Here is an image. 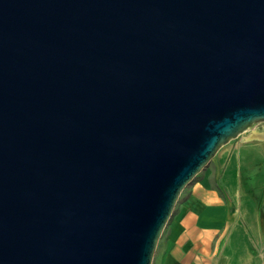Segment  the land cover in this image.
<instances>
[{
	"label": "water",
	"instance_id": "water-1",
	"mask_svg": "<svg viewBox=\"0 0 264 264\" xmlns=\"http://www.w3.org/2000/svg\"><path fill=\"white\" fill-rule=\"evenodd\" d=\"M260 122L264 0H0V264H152Z\"/></svg>",
	"mask_w": 264,
	"mask_h": 264
},
{
	"label": "crops",
	"instance_id": "crops-1",
	"mask_svg": "<svg viewBox=\"0 0 264 264\" xmlns=\"http://www.w3.org/2000/svg\"><path fill=\"white\" fill-rule=\"evenodd\" d=\"M152 264H264V139L228 147L194 178Z\"/></svg>",
	"mask_w": 264,
	"mask_h": 264
},
{
	"label": "rangeland",
	"instance_id": "rangeland-1",
	"mask_svg": "<svg viewBox=\"0 0 264 264\" xmlns=\"http://www.w3.org/2000/svg\"><path fill=\"white\" fill-rule=\"evenodd\" d=\"M249 139H264V122L257 123L253 128L245 130L242 132L239 136L236 138L230 140L227 144L222 146L218 152L215 154V156L210 160V162L207 164V166L200 172V173H205L207 169L213 164V162L217 159L221 153L227 149L230 146H235L237 143H241L244 141H249ZM194 180V179H193ZM192 180V182H193ZM192 182H190L187 187L184 190V193H181L179 199L187 192V190L190 188ZM178 203V202H177Z\"/></svg>",
	"mask_w": 264,
	"mask_h": 264
},
{
	"label": "trees",
	"instance_id": "trees-1",
	"mask_svg": "<svg viewBox=\"0 0 264 264\" xmlns=\"http://www.w3.org/2000/svg\"><path fill=\"white\" fill-rule=\"evenodd\" d=\"M199 175H200V173H199L196 177H198ZM196 177H195V178H196ZM184 190H185V189H184ZM184 190L182 191V193H184Z\"/></svg>",
	"mask_w": 264,
	"mask_h": 264
}]
</instances>
